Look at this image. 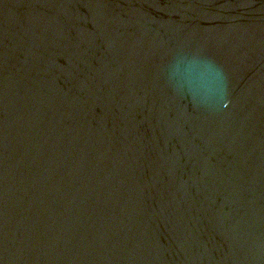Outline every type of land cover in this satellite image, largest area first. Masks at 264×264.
I'll list each match as a JSON object with an SVG mask.
<instances>
[{
  "label": "water",
  "instance_id": "obj_1",
  "mask_svg": "<svg viewBox=\"0 0 264 264\" xmlns=\"http://www.w3.org/2000/svg\"><path fill=\"white\" fill-rule=\"evenodd\" d=\"M0 264H264V0H0Z\"/></svg>",
  "mask_w": 264,
  "mask_h": 264
}]
</instances>
